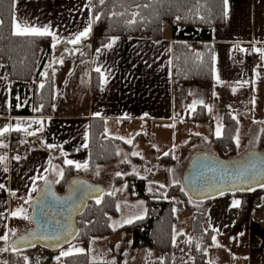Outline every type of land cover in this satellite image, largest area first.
Segmentation results:
<instances>
[{
    "label": "crops",
    "instance_id": "crops-1",
    "mask_svg": "<svg viewBox=\"0 0 264 264\" xmlns=\"http://www.w3.org/2000/svg\"><path fill=\"white\" fill-rule=\"evenodd\" d=\"M94 1L14 0L13 21L15 18L31 26L47 27L60 42H66L89 23L92 29L96 19L93 14ZM225 11L224 24L212 29L210 43L212 76L217 85L213 97L205 85L173 82L174 41L168 24L164 25L160 40L118 37L113 47H104L109 40L78 64H72L63 55V64L58 63L60 68L54 79L55 105L51 116L12 115L10 82L6 76L0 77V129L9 128L2 137L6 139L8 148L12 134L20 132L22 136L16 141V148L10 149L25 151L21 156L0 154V158H3L0 159V185L4 186L0 188V236L8 237L6 241L0 239V264H8L11 240L17 235L18 224L28 220L35 194L46 181L54 185L60 179L58 172L62 168L52 162L49 152L52 148H59L65 154L64 166L80 170L81 173L97 168L88 166L89 155L87 147H84L88 144L90 119L102 120L105 136L119 142L117 155L120 147L134 152L140 138L146 134V127H151L154 134L157 125L171 130L169 136L178 134L188 137L190 142L200 140L202 144L212 146V139L218 138L217 127L221 128L222 133L223 117L227 111L234 112L240 118L234 137L236 152V137L241 132H253V143L258 146L264 128V58L255 49L264 50V0H228L227 6L224 4ZM12 29L14 32L13 23ZM62 47L66 48V44ZM97 67L101 72L95 71ZM217 76L220 83L216 80ZM233 88L237 89L235 93ZM201 100L203 104L199 103ZM194 101L197 103L193 111L191 106ZM200 108H203V112L197 114V119L193 118ZM18 123L20 131L15 130ZM126 131L131 133V144L117 138ZM172 142L175 146L176 142ZM48 145L56 147L50 148ZM185 146L179 144L177 148L181 150ZM148 150L155 155L154 148ZM251 150L258 149L251 146L239 154ZM136 151L140 153L139 149ZM169 152H172L171 148ZM190 158L185 161L183 171ZM65 159L81 165L86 163L87 169H78L75 164L66 165ZM131 159L141 168L148 167L152 161H143L139 156H132ZM144 178L146 191L153 174ZM165 180L166 177V183ZM237 200L239 206L230 208V217L236 226L243 222L247 233L244 255L237 259L224 247L215 246L212 237L218 233L219 227L217 218L210 217L212 209L207 204L208 224L212 222V225L209 227L210 244L205 250L208 258H204V264H264V193L256 199L260 202L256 208H252L250 201L247 208L243 207L239 196ZM18 209L22 211L14 217L12 213ZM148 250L150 254L140 264H160L161 258H155L152 255L154 250ZM46 253L41 252L36 257L25 253V264H61L66 257L55 252Z\"/></svg>",
    "mask_w": 264,
    "mask_h": 264
},
{
    "label": "trees",
    "instance_id": "trees-1",
    "mask_svg": "<svg viewBox=\"0 0 264 264\" xmlns=\"http://www.w3.org/2000/svg\"><path fill=\"white\" fill-rule=\"evenodd\" d=\"M14 0H0V77L6 76L10 82V110L14 116L44 117L54 111V79L59 71V64L54 59L65 56L72 64L87 59L90 53L104 45L113 37H144L151 40L162 38L163 28L168 24L171 29L173 44V82L197 83L210 89L211 97L217 85L212 76V29L224 24V0H95L93 14L95 19L92 32L80 44L72 45L60 42L53 49L52 38L48 36H17L13 34ZM179 16L182 19L176 20ZM134 21V22H131ZM90 40V43H89ZM66 44L65 51L58 53V48ZM60 55V56H59ZM51 65V66H49ZM53 69L55 75L53 76ZM47 71V77L42 73ZM44 84L41 88L40 84ZM203 112L198 109L197 114ZM235 117V119L233 118ZM239 115L227 111L223 117L222 135L213 138L211 143L214 155L220 158L236 156L234 142ZM87 151L89 167H104L115 162L119 142L108 138L104 133L102 120L90 119L88 129ZM22 136L14 132L11 146L16 148V141ZM7 148V141L0 137V151ZM258 151H264V128L258 140ZM50 155L53 163L63 169V177L54 184L58 193H63L66 184L73 178L80 177V170L64 166L63 155L59 148H52ZM138 160V159H137ZM172 152L160 157L163 163L173 162ZM150 176V175H149ZM165 187H152L145 191L146 178L130 175L128 193L131 197L143 198L146 202L145 217L135 220L121 228L113 229L111 220L117 215V195L107 194L97 201H90L84 213L77 218L79 236L75 241L88 245L93 239H102L127 231L131 237L132 249H152L162 256L161 264H174L179 254V245L191 251L194 264H204L206 246L210 244L211 231L204 230L208 222L209 201L194 202L185 193L184 187L172 185L167 173ZM116 182L121 178L117 177ZM264 193V187L237 193L242 199V206H248ZM251 207V206H250ZM175 211L192 213V240L183 235L175 237L177 217ZM24 222H20L19 226ZM19 232H17L18 235ZM16 235V236H17ZM16 236H13L16 237ZM197 236L203 237L204 243H196ZM33 248L31 250L37 249ZM8 253V264H25V253L31 251ZM46 251V250H44ZM47 252V251H46ZM61 264H97L91 262L88 252L72 254L62 259Z\"/></svg>",
    "mask_w": 264,
    "mask_h": 264
},
{
    "label": "rangeland",
    "instance_id": "rangeland-1",
    "mask_svg": "<svg viewBox=\"0 0 264 264\" xmlns=\"http://www.w3.org/2000/svg\"><path fill=\"white\" fill-rule=\"evenodd\" d=\"M64 50L65 47L59 48L58 53L61 54ZM154 129L155 133L152 134V128L146 127V134L143 136L144 138H140L138 144L136 145V149L134 150V152H137V149L140 150L141 155L139 157L141 158L142 156L143 158L141 159L143 161L152 160L148 167L141 168L138 163L131 159L133 156L131 155V152L127 151L124 147H120L114 163L104 167L99 166L80 174V177H83V179L89 183L102 185L105 193L117 195V216L111 220V227L113 229L128 225L129 223H125L127 220H132L133 222L138 220L136 217L140 216L143 218L146 215L147 209L145 199L137 197L133 198L130 196V193H128V176L134 175L138 178H144L148 174L152 173L153 180L149 182V184H151L147 186L146 191H149V188L152 189V187H155L154 184L156 183L165 186L164 178L166 173L171 180L170 183H177L183 187L182 174L184 172L183 167L185 161L199 152L213 153V147L202 144L200 140L190 142L186 136L183 137L178 134L169 136L168 132L171 130H166L162 126L158 125ZM163 132H166L167 134H163ZM253 134V132H249L248 134L241 132L239 134V146H237L238 149L236 156L240 155L239 153L251 146L258 149L257 144L253 143ZM121 137H123L124 140L131 139V133L126 131ZM172 141L176 142L175 146H173ZM179 144H186V146L185 148L178 150L177 146ZM148 148H154L153 153L155 155H153ZM169 148H171L173 152V162L167 164L160 162L159 158L163 156L165 152H168ZM118 172L121 173L120 176L116 175ZM117 177L121 178L120 182H116L115 179ZM237 197L238 195L234 194H224L209 200L208 206H211L212 209L210 217L217 218L219 228L218 233L216 232L215 234L216 241L224 247L230 255L237 257V259H241L240 257L244 255L247 249V233L244 231L243 222L236 226V224H233L232 217H230V208L233 207L232 203L234 200H237ZM189 212L190 211H175L177 217V224L175 225L174 233L175 237L183 235L186 239L192 240V213ZM235 223H237V221ZM211 225L212 222L210 225L207 222L204 225V230L209 229ZM28 228L29 222L28 220H25L23 224L20 226L18 225V235ZM197 238L196 243L198 245H202L203 237L197 236ZM130 242V234L127 231H120L115 235V237L110 236L102 239H93L88 245L84 242L74 241L68 246L56 251L55 254H61L62 251H67L69 249H72L73 254H78L76 249L82 248L84 250L82 253L88 252L90 254L92 263L122 264L124 262V264H140L141 261L146 260L150 254L149 250L132 249ZM117 245H119V247H117ZM41 250L46 253L43 249ZM152 255L155 258L159 257L162 260V256L159 253H155L153 251ZM207 256L208 255L206 254L204 258H208ZM193 262L191 251H187L186 248H184V242L181 243L179 245V254L175 259L174 264H194Z\"/></svg>",
    "mask_w": 264,
    "mask_h": 264
},
{
    "label": "water",
    "instance_id": "water-1",
    "mask_svg": "<svg viewBox=\"0 0 264 264\" xmlns=\"http://www.w3.org/2000/svg\"><path fill=\"white\" fill-rule=\"evenodd\" d=\"M182 183L194 202L212 200L221 196V191L237 194L259 189L264 187V151L251 150L229 159L199 152L189 159ZM104 192L102 185L81 177L71 179L63 193H58L52 183H45L31 201L29 228L11 240V250L40 247L56 252L73 243L79 236L77 218Z\"/></svg>",
    "mask_w": 264,
    "mask_h": 264
},
{
    "label": "snow or ice",
    "instance_id": "snow-or-ice-1",
    "mask_svg": "<svg viewBox=\"0 0 264 264\" xmlns=\"http://www.w3.org/2000/svg\"><path fill=\"white\" fill-rule=\"evenodd\" d=\"M227 2H228V0H224L225 6H227ZM100 3L103 4L104 3V0H100ZM226 14H227V12L225 11V15ZM96 19L98 20L99 19V16H97ZM180 19H182V18L179 17V16L176 17V20L177 21H179ZM131 22H134V21H131ZM0 24H2V21H0ZM13 28H14L13 34L14 35H17V36H24V35H30V36H51L52 39H53V44H52L51 47L53 49H55L56 46H57V44L60 43V39L57 37V35L54 32L50 31V29L47 28V27H35V26H31V25H29L27 23H22V22L16 21L15 18H14ZM91 30H92L91 29V23H89V25L86 26L83 31H80V32L76 33L75 36H74V38L68 39L66 42L69 43V44H72V45H78V44L81 43V41L83 39H86L89 36V33L91 32ZM118 39H119L118 37L111 38L110 39V42L107 45H105L104 47H106V48L113 47V45L115 44L116 40H118ZM65 51H69V50L66 49ZM97 51H99V49ZM241 51H244V50L241 49ZM255 51L258 52V53H261L262 58H264V50L255 49ZM52 63L53 64L54 63L63 64V58L61 57L59 59H54L52 61ZM49 66H51V65H49ZM95 71L101 72V69L99 67H97L95 69ZM42 75L45 76V77H47V75H48L47 71H45L44 73H42ZM54 75H55V70L53 69V76ZM101 75L103 76V73H101ZM216 80H217L218 83H220L219 76L216 77ZM105 82H107V81L105 80ZM40 87L43 88L44 87V84L43 83L40 84ZM236 90H237L236 88H233L232 89L233 93H235ZM214 95H215V93H214ZM196 103L197 102L194 101L193 102V105L191 106L193 111L195 110ZM199 103L200 104H203V101L201 100V101H199ZM233 118L235 119V117H233ZM32 123L39 124V123H41V121H33ZM171 127H174V125H171ZM15 130L16 131H20L21 130L19 123L17 124ZM8 131H9V128L8 127H5L3 129H0V136H3ZM29 134L32 135L34 133H29ZM221 134H222L221 133V128L220 127H217V129H216V135H217V137H219ZM196 135H199V133H196ZM117 138L118 139H122V140L124 139L123 137H117ZM125 143L131 144L132 143V140L131 139H127V140H125ZM236 144H237V146H239V137L238 136L236 137ZM48 147L51 148V147H56V146L55 145H48ZM84 147H87V145L85 144ZM62 155H65V154L62 153ZM131 155H133V156H140L141 154L138 153V152H133V153H131ZM164 155L167 156V155H169V153L168 152H165ZM141 158H143V157L141 156ZM0 159H3V158H0ZM64 163L66 165H69V166L75 164V167L78 168V169L81 168V167L87 169V164L86 163L83 164V165H81V164L76 163V162H74L72 160H69V159H65ZM58 175L61 178L63 177V169H60L59 170ZM116 175L117 176H120L121 173L118 172V173H116ZM57 182H59V181H57ZM46 183H47V181H46ZM3 187H4L3 185H0V188H3ZM159 187L163 188L165 186L164 185H160ZM33 190L35 191V189H33ZM149 191L151 192L152 189L149 188ZM223 194H224V192L221 191L220 192V195H223ZM97 203H100V200L99 199L97 200ZM141 203H143V202H141ZM239 203L240 202L238 200H234L233 203H232V206L233 207H238L239 206ZM21 211H22V209H18L17 211L13 212L12 215L13 216H17V215H19V213ZM25 218H27V217H25ZM140 218H142V217H140V216L136 217V219H140ZM125 223H132V220H127V221H125ZM121 226H123V225H121ZM0 239H3V240L6 241L8 239V237L6 235H4V236H0ZM57 239H59V237H57ZM212 240H213V243L215 244V246H217V247H220L221 246L216 241V237L215 236L212 237ZM117 247H119V245H117ZM3 251H7V249H4ZM83 251L84 250L82 248L81 249H76V252L77 253H82ZM72 254H73L72 249H69L67 251H62L61 252V256H69V255H72ZM56 259L59 260V257H57ZM25 260H27V257H25Z\"/></svg>",
    "mask_w": 264,
    "mask_h": 264
},
{
    "label": "built area",
    "instance_id": "built-area-1",
    "mask_svg": "<svg viewBox=\"0 0 264 264\" xmlns=\"http://www.w3.org/2000/svg\"><path fill=\"white\" fill-rule=\"evenodd\" d=\"M24 153H25V151L11 150L10 147H8L7 150H5V151L0 152L1 155H7V156H10L11 154L21 156ZM259 205H260V202L258 200H254L252 203V208H256ZM39 249L37 248V249L31 250V251H29V254L33 257H36L42 252V250H41L42 248H39Z\"/></svg>",
    "mask_w": 264,
    "mask_h": 264
}]
</instances>
